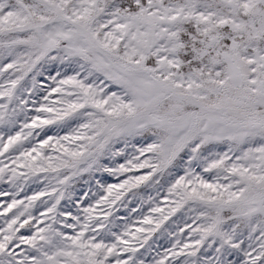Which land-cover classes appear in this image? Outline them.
<instances>
[{
  "label": "snow or ice",
  "instance_id": "obj_1",
  "mask_svg": "<svg viewBox=\"0 0 264 264\" xmlns=\"http://www.w3.org/2000/svg\"><path fill=\"white\" fill-rule=\"evenodd\" d=\"M0 264H264V0H0Z\"/></svg>",
  "mask_w": 264,
  "mask_h": 264
}]
</instances>
